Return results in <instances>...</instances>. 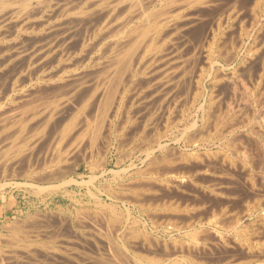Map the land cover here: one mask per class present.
Returning a JSON list of instances; mask_svg holds the SVG:
<instances>
[{"label": "rangeland", "instance_id": "obj_1", "mask_svg": "<svg viewBox=\"0 0 264 264\" xmlns=\"http://www.w3.org/2000/svg\"><path fill=\"white\" fill-rule=\"evenodd\" d=\"M13 1H15V0H13ZM45 1L47 2V4ZM45 1L43 2V5L41 6L42 3H40V5H39L38 1L30 0V2H29L30 6L28 5V7H30V8H28V7L26 9L22 8L24 11L26 10V12H22L23 11L22 9H20L19 11H21V12H19L18 9L21 7L18 5H13L12 7L9 8V9L15 8L14 10H16V16H14L15 19L12 17L13 18L12 20L10 18L9 19L3 18V14H4L5 10H8V8L7 9H1L0 8V12H1L0 13V18H1L0 19V66H1L0 67V73H1L0 74V113L2 112L1 113L2 115L0 114V124L1 123H4V124L8 123V126H11L12 123H15V122H11L12 118L10 116V113L12 114V112H14V111L17 112V110L20 107L23 110L24 105L30 106V104H31L30 102H33L32 104L34 105L35 102L39 103L38 100L42 101L43 98H45V97H47L48 99H51L54 95H55L54 97H58L59 94H60L59 97H61L62 95L63 96L65 95L64 100L68 101L69 98H67V96L69 97V93H70V96L73 93V95H75V97L73 98V95H72L70 97L71 100L69 102H71L72 99H74L73 102H75L74 104H76L78 107L75 106L74 104H71L73 102H71L70 104H67L66 107H64L62 109V111H59V113L56 115L57 116L56 121L54 118H52L54 120L50 119L52 121V123L48 122V121H43V118H37V119L33 120V119L28 117L29 121L26 118L25 119L26 121L24 123H26L29 127L26 125L28 128L27 129L25 124H23L25 126V130L27 131V133L29 135H31V133H32V135H34L36 137L35 141H37V140L38 141L34 142V144H32V142H30V140H26V141H24V143L21 142L23 144H22V148L19 150L20 153L19 152L14 153L15 151H13V150H15V148H17V147H13V149L11 148L12 149L11 154H9L10 153L9 146L12 147L10 144L11 142L9 143V141L12 140L10 137H11V135L14 134V132L12 131L13 134H11V131H7L9 133L6 132L7 133L6 134L5 130L3 128H1V126H0V129L4 130V131H0V249H1L0 250V256H1L0 257V264H98L97 263V261L99 262V260H98L99 256L98 255H100L99 253H102V251H101L102 250L101 248H103L102 246H104L105 243H107V242L109 243L111 241H112V243H109V244H111V246L115 247L116 250H117V248H119L117 251L118 252L120 251V254H121L122 253V251L120 250L121 249V247H120V244H121L120 241L121 240H119V238L116 237L115 235H113L112 233H111L112 235L110 234L111 231H110V227L108 225L109 221H110L109 218L113 217L112 213L109 212V208L105 207L106 209H104V207L100 206L97 202V200H98V201H100L99 203H103V202L106 204H109V203L113 204L114 203V205L117 206L118 211L122 212L121 221L124 220L125 219V213L123 210L122 203L119 200L112 199L113 197H111V196L109 197V194L111 193L112 190L114 192L113 196H115V197L118 196L121 199H125V200L130 199L131 201L128 204H132L134 202V201H132L133 198L136 201H139V202L142 201L144 204L143 205L141 202V204L143 205V209H141L140 206L138 207V205L137 206L136 205L131 206V205L127 204V206H129L130 211H131L130 212L131 213L130 214L131 220L137 222V225L140 226L139 228L142 230V232L144 234L142 232L136 234L135 237L137 236L136 238L138 240H136L135 237H133V239H131L132 242L129 241L130 233H129V235L127 234L128 238H129V239H127V242L129 241L127 244L129 245L128 249L130 248V250L127 253V255L124 253L121 254L122 256L125 255V259H124V257L123 258L121 257L122 261L125 260V262L123 261L124 263L137 264L136 259L135 258L133 259L132 253H136V254L138 253L140 256H145L147 258H150V257L156 258L157 257V259H160L161 262L164 264H170V263L171 264H173V263L174 264H180V263H176V262L172 263V261L173 260L179 261L184 257L187 258L188 254H191V252H192V254L189 255L188 258L190 259L192 257V259H196V260L198 259L201 264H221L222 262H223V264H227V262L229 260H230V263H228V264H232V263L236 264L237 262L239 263V262L245 261V259H246V261L247 260L250 261L249 264H264V257H263L264 256L263 255L264 254V250H263L264 249V240H263L264 239V231L261 228L258 230L257 226L259 227L260 224H259V222H256L258 220L260 210L259 209L254 210L252 208V207L256 208V205H258L259 202H260V205L261 204L264 205V202H263L264 201V198H263V196H264V190H263L264 189L263 188L264 187V184H263L264 183V177H263V175H264V160L259 161L257 158H254L253 161H249L250 163L247 162L246 164L245 163L243 164L239 160H237V158L235 156H232L233 159L231 160L232 161V163H231L232 167H231L230 163L222 164L221 161L218 159L220 155H217V154H221L220 151L225 149L223 151V153L229 154L230 153L229 151L231 150L229 148H227V149L223 148L224 147L222 145L223 143L221 144L220 142L216 143L213 141H206L205 143H203L201 145H200V143H197L199 146H197L196 143L195 144L193 143V145L191 143V145H190L189 143H190L191 138H189V137L191 134L186 133L185 128H187L189 122H191L193 119H196V116H194L195 115L194 112L192 111V114L190 116H189V114H185L181 120L180 117L178 118V116L180 115V112H178L180 110V108L178 107L179 108V110H178L177 107H174L172 105L171 106L172 109H171V113H170L171 117L170 116L168 117L171 119L166 120V119H164L166 117L162 116L160 104H158V103H160V99H159L160 95L158 94V93H160V91L157 90V88H158L157 82L160 79V74H158L157 72L160 71V73H161V70L164 67V64H163L164 62H162L161 60H159V61L155 60L156 62L158 61L157 63L155 61L154 62L158 65H160L159 62H161V64H163V65H160V67L162 69L158 65H155V63L153 61L148 62V66L150 65L149 66L150 68H148V66L146 65V67L148 69L144 66L145 63L142 64V66L138 67V68H140L141 72L137 71L138 68L136 69V72H137L136 77H134L133 80L129 83V91L131 89H133V90L128 92L129 98L127 96V98H126L127 100H125L127 103L125 101H124L125 103L123 102L125 104V106H124V104H122L123 107H122L121 111L123 109H124V111L120 112V114H117L115 118L114 117L110 118L111 121H109L110 124H109V129H108L110 132H107L108 127L106 125L108 123L103 124L104 116L97 112L96 104L91 105L93 100L92 101L89 100L88 105L84 106L86 108L88 107V109L84 108L83 109L84 111H82V107H83V104L85 102V99L89 96V93L91 91L90 86L92 85V81L94 80L93 78L97 77V73H95V72H98L99 69H100L99 72L103 71L102 68H104V66L106 67V64L109 65L110 59H111V57H113V56H111L113 54H111L112 48H110V47L114 43H116L118 40L116 38V40H117L116 41L114 39L115 38L114 36H113L114 38L112 37L113 38V40H112V38H111L112 32H114L115 29L118 30L117 32L121 33L122 36L125 35L124 36L125 38L122 37L123 38L122 40L125 39L124 41H127L129 39V33H128L129 31L128 30H130L132 27H134V25L136 27V25L140 24L139 23L140 21L138 19L135 20L136 17H133L130 20L129 26H128V24H125V26H127V28L125 26L120 27L121 24L118 25V22L115 21L116 19H114V17L116 18V15L120 14V10L125 8L124 5H126V4H122V2L126 3L129 0L128 1L127 0H125V1L119 0L120 2L118 0H114V4H115V1H116V4H117V1H118V3H121V4H120V7H119L118 12H117L118 14L113 13L114 14V16H113L111 13V15L113 17L111 18V16H109L110 19H108L109 17L107 18V16L110 15L109 14L110 12H108L107 10H109V8H111V7H109V5L110 4L112 5L113 0H110V1L107 0L108 2L105 0L106 1L105 3H107V4L112 1L108 5L103 3V0H102V2L100 0L99 1L98 0H85V1L84 0H64L65 3L67 2V4H66L67 6L64 4V6L67 7V8H65V10H64V8H61V6H63L62 3H64L63 0L62 1L61 0H45ZM68 1H69V4H68ZM147 1L148 0H146V1L143 0V2H147ZM150 1H153V0H150ZM155 1L158 3H156ZM159 1H161V2L159 3ZM164 1L166 2L167 0H158V1L154 0L153 2H150V5H151V7L154 6L155 9H158L159 5L161 3H163ZM233 2H236V3H234V6H236L237 8L236 7L235 8L239 9V10L240 9L244 10L243 12L245 14V13H247L246 7H247V5H249V3L252 2V0L251 1L250 0H248V1L247 0H232V1L231 0H220L218 2V6L215 9V11H217V12L223 11L226 9V7H229L230 5H232ZM93 3L95 4V6ZM101 3H103V4H101ZM261 3L264 4V2H261ZM127 4H129V2ZM69 5H70V7H68ZM89 5H91V6H89ZM103 5H104L103 8L106 11L104 9H102ZM71 6H73V7H71ZM93 6L96 8V10H95V8H93ZM96 6L97 7L99 6L100 9L98 10V8ZM106 6L108 7V9L105 8ZM121 6L122 7L124 6V8H122ZM240 6H242V7H240ZM84 7H85V9H83ZM33 8L37 9V10L34 11ZM262 8H264L263 5H262ZM74 9L76 12H74ZM3 10H4V12H2ZM79 10H81L82 12ZM97 10L100 14L97 12ZM100 10H104V11L100 12ZM29 11H30V13H28ZM121 11H123V10H121ZM17 12H19V13H17ZM104 12H106V14H104ZM217 12L207 13L208 15H206V18H210V15L213 16L214 13H217ZM259 12H260L259 16L261 15L260 17L264 20V14L261 13V11H259ZM20 13H23V14L21 15ZM17 14H18V17H17ZM37 14H38V16H37ZM85 15H86V17H85ZM55 16H57V17H55ZM67 16H68V18H67ZM18 18H21V19L18 20ZM41 18H43V19H41ZM58 18H59V20H58ZM98 20H100V21H98ZM104 20H107V21H105L106 23H104ZM108 20L113 22V24L110 23V21H108ZM39 21H41V22H39ZM136 21H137V23H136ZM114 22H115V24L117 23V25L120 28L118 26H116L118 28L117 29L114 26ZM141 22L143 24V20ZM107 23L112 24L114 27H112V25H109ZM97 25H99V26H97ZM102 25L103 26L106 25V26L103 27ZM108 25H109L110 30H111V27L113 28L109 32H107ZM34 26L37 28L39 27V28L37 29ZM40 26H42V27H40ZM139 26H141V25H139ZM45 27H47L46 30H45ZM97 27L99 29L101 27L102 28L99 31V29ZM22 28L24 31L22 30ZM26 28L27 29L29 28V30H27ZM94 28L97 29L96 32H95ZM48 29H51L52 31L49 30V32H48L47 31ZM69 29H70V31H69ZM32 30H33V32H32ZM104 30H105V34H103ZM123 30H124V32H123ZM199 30L200 29H195L193 31H190V33L188 32V36H187L188 42H190V41L192 42L193 38L195 39L196 35H199ZM117 32L115 33V35L117 34ZM27 34L29 35V37ZM39 34L41 36H39ZM106 34H108V35L111 34V35L106 36ZM91 35H93L95 37H97L98 35H101V37L99 36L98 38H96L97 39L96 40ZM113 35H114V33H113ZM55 36L56 37L58 36L57 37L58 39H62L61 36L66 38V39L63 38V40H62V41H65V43L64 42L61 43L62 41L58 40ZM71 36L73 37L72 39H71ZM87 36H88V38H87ZM102 36L104 39H100V38H102ZM53 37H55V38L53 39ZM52 39L55 42H53ZM42 40L44 41V43ZM59 41H60V44H59ZM67 41H68V43H66ZM32 42H34L36 45H34V43H32ZM51 42L56 44L57 48H55L54 47L55 45L53 43L51 44ZM110 42H112V43H110ZM37 44H38V48H37ZM45 44H47L46 48L49 47L50 49H51V47L48 46V44H50L51 46L53 45V47H52L53 49H51V50L57 49V51H60V50H58V48L61 49L62 47H64V46L61 47V45L65 44V47L67 49H64L65 48L64 47L63 50H61V53L63 52L62 55L60 53L57 54V56L59 55V57H61V58L63 57L62 59L60 58L61 62L59 61V57H52V58H50V62L53 59H55L54 61L56 63L55 66L54 65L52 66L51 64L52 63L54 64V61H52L51 63L49 61H47V62H45L46 64L44 65L43 64L44 62H42V64H41L40 62L38 63L37 59H35V60H33L35 62L34 66H37V64H38V66H37L38 68L37 67H35L33 69H31L32 67L28 68L27 67L28 62H26V61H29V58L31 57L32 53L35 50H36V52L37 51L39 52L40 49L43 47L45 50L46 49L44 46ZM57 44H59V45H57ZM80 44H82V46ZM102 45L105 47L102 48ZM107 45L109 46V49L105 51L104 49H106ZM186 45L187 46L184 47L181 54L184 55L183 58H185V60L186 59L189 60L190 55H189V57L186 56L187 58L185 57V55H187V53H189V52L191 53V47H190V43H186ZM87 46H89V48ZM91 46L93 49L90 48ZM114 46H115V44L113 45V47ZM13 47H15V48H13ZM39 47H40V49H39ZM77 47H79L80 50L87 47L84 50H82L83 52H85L83 55H85L86 57L81 54L80 50H77ZM177 47H178L177 40L175 41V39H173L171 46L168 47V49H170L168 51H172V52L168 53L170 55L166 56V58H168L169 60L167 59L166 63H165L169 68H170V66H172V67L174 66L175 60H173V59H175V57H176L174 55L175 54L174 52H175ZM97 48L101 52L98 51ZM48 49H46V50H48ZM29 50H30V53H29ZM31 50H33V51H31ZM41 50H43V49H41ZM75 50L77 52H75ZM243 50L240 51L239 57L243 56ZM102 51L104 54L102 56L104 58L101 56ZM185 51H187V53ZM17 52L18 53L20 52V55H24L25 56V57L23 56L24 59L22 58V56H19L17 59V56L19 55ZM24 52H26V53H24ZM36 52H35V54H36ZM67 53H69V54H67ZM105 53L107 55H105ZM63 54H64V56H63ZM172 54L174 55L173 57H171ZM15 55H17L16 59H15ZM66 55H68V56H66ZM71 55H72V57H71ZM90 55L95 59H93V58L91 59ZM99 56L102 58H99ZM107 56L110 57V59L108 57L109 62L104 61L107 59ZM8 57H11V58H8ZM3 58H5V60ZM19 58H22L23 60L19 59ZM11 59L14 62L13 61L11 62ZM56 59H58V60H56ZM156 59H158V57ZM3 60H4V62H3ZM66 60H67V62H65ZM88 60L89 61L92 60L94 64L91 63L92 61L89 62ZM170 60L174 63H172ZM22 61L24 62V64ZM69 61H72L73 64L76 61L75 65L76 64L80 65L82 63L83 66L80 65V67H79V65H78L79 68L77 66H75L76 68L72 69V67L74 65L72 63H70ZM87 61H88V63H87ZM8 62H9V64H8ZM20 62H21V64H20ZM99 62H101V63H99ZM1 63H4V64H1ZM5 63H6V65H5ZM65 63L66 64L69 63L70 66L66 65ZM170 63H171V65H170ZM71 64H72V66H71ZM92 64L94 66L97 65V67H95V69L94 68L92 69V67H93ZM100 64H102V65H100ZM146 64H147V62H146ZM235 64H236V62L233 63V65L231 67H229V70H231L234 66L237 65V64L236 65ZM7 65H8V67H5ZM21 65L22 66L25 65L26 67L23 68L24 67L23 66L22 67L23 69L19 68V67H21ZM42 65H44V66L49 65V66H52V68L49 66H48L49 68H46L47 66L43 67ZM59 65H61V66H59ZM41 66H42V68H41ZM64 66L68 69L66 70V68ZM81 66L83 68L85 67L86 69L85 68L83 69ZM100 66H103V67H100ZM157 67H159V68H157ZM36 68H37V70H36ZM43 68L46 70H44ZM96 68L98 71L96 70ZM141 68H142V70H141ZM75 69L77 72H75ZM144 69L148 73H146L144 71ZM240 69H239L240 70L239 72L241 74L244 71V69L243 68H240ZM21 70H22V74L19 73ZM28 70L29 71L31 70L29 72L30 74L28 73ZM73 72L75 75L73 74ZM91 72L94 74H92ZM56 73L58 75L60 74L61 76L65 75L66 78L63 76V78H64L63 79L60 75L57 76ZM142 73H143V75H142ZM51 74H53V75H51ZM85 74L87 76H85ZM90 74L93 76L95 75V76L94 77L92 76L91 78H89L91 76ZM154 74H156V75L158 74L157 77ZM29 75L31 76V78ZM38 75H39V77H38ZM48 75H50V77L51 76H54V77L50 78ZM69 75H70V77L71 76L72 77L71 78L69 77V79H67ZM140 75H142V76H140ZM73 77H75V78H73ZM77 77H79L81 79H79V81H78ZM17 78H19V79H17ZM44 78L46 80H44ZM49 78H50V80H49ZM58 78H60V79H58ZM140 78H142V79H140ZM155 78H156V80H155ZM65 79L70 82V85H69V82L67 83V81ZM17 80L19 81L18 85H20V87L16 84L18 82ZM59 80H60V82H59ZM72 80L76 81L77 85H75L74 82L72 83ZM83 80H85V81L81 82ZM51 81H53V82H51ZM87 81H90L91 83L87 82ZM149 82L153 86H151L149 84ZM155 82H156V84H154ZM78 83H81V85H83V87L82 86L80 87V84H78ZM88 83H89V86H86V84L88 85ZM146 83L148 86H150L149 88L147 87ZM59 84L60 85L62 84L63 86L66 85V86H64V87L61 86V87H63V89H62L61 87H59L60 86ZM53 85L54 86L56 85V86L54 87ZM143 85L146 87H144ZM78 86L80 87V89ZM154 86H157L156 89L153 88ZM73 87H75V88H73ZM60 88H61V90H60ZM64 88H66V90ZM70 88H72V89H70ZM88 88H90V89H88ZM150 88H151V90H150ZM152 88L154 89L153 91H152ZM67 89H69V90L67 91ZM74 89H75L76 93H79L78 91H80L81 96H80V94H78V96H77V94H74ZM77 89H79V90H77ZM146 89H149L150 91H148ZM221 89L222 88L220 87V90ZM241 89L242 88H240L239 92H237L235 94V96L232 98L234 103L235 102L240 103L241 102V101L239 102L240 98H242V96L246 95V94H244L245 93L244 90L242 89L243 90L242 91ZM64 90H65V92L63 93L62 91H64ZM156 90L159 92H157ZM60 91L62 93H60ZM66 92H68V95ZM86 92H87V95H86ZM149 92H151V93H149ZM261 92L262 93L260 94V93H258V91H256L255 93L252 94V99H253L252 102L254 104L253 103L251 104L252 109H249L248 111H246L247 112L246 115H248L249 118H251L250 115H252L251 119H252L253 124L251 123L250 127L252 128L253 131L257 132L259 134V136H261V137H259V140L264 142V138H263L264 132L262 133V130H261L262 128L259 127L258 120L256 119L257 116L255 115V114L264 112V93H263L264 91H261ZM56 93H59V94L56 95ZM155 93H156V95H155ZM151 94H152V96H150ZM48 95L49 96L51 95L50 98ZM82 95H85L86 98H85V96L82 97ZM153 96L155 97V99ZM156 96L158 98H156ZM246 96H245V98H246ZM262 96H263V98H262ZM40 97L42 98V100ZM28 98L30 101L28 100ZM35 98H36V100H35ZM47 98H45V99H47ZM61 98H63V97H61ZM65 98H67V99H65ZM79 98H81V99H79ZM150 98H152V99H150ZM245 98L243 97V100ZM82 99L84 100V102L82 101ZM254 100H255V102H254ZM35 105H37V104H35ZM69 105H70L71 109H70ZM80 106H81V108H80ZM173 107H174V109H173ZM254 107H256V109ZM78 108H79V110H78ZM73 109L74 110L76 109L78 112L76 110L74 111ZM63 110H65L64 111V112H66L65 114H64ZM70 110H73V113L76 112V113H74L75 115L73 113H72L73 116L69 115L72 112ZM94 110H95V112H94ZM253 110L255 112H253ZM18 111H20V110H18ZM251 111L253 112V114H250V113H252ZM80 112L83 115L82 114L80 115ZM90 112H93V113H90ZM61 113L64 115L62 116ZM67 113H69V114H67ZM149 113H150V115H149ZM60 114L63 118L60 116ZM8 115L10 116L11 119L9 118ZM79 115L81 116V118ZM86 115L88 117H86ZM71 116L73 118H71ZM82 116L88 120H96V119L100 120V117L102 118V120H100L101 121L100 132L101 133L104 132V133L103 134L100 133V135H101L99 137L100 139L97 140V144H99V145H95V147L90 146L89 142H88V138L84 139L83 143H82V147L80 146L79 149H76L75 150L76 152L73 151V154H72V152H70V153H68V156H67V154L65 156L64 155L62 156V157H64V160L67 159L66 160L67 162L63 161V158H62L60 163L57 164L59 166V167H56L57 172H58V170H61L63 172V174L62 173L58 174L59 176H57V177H55V175H50L49 172L53 173L56 171V170H53L54 167L56 166L53 163L55 155H54V157L52 156L53 155L52 154L53 148H54L53 145L55 143V141L52 140V138L54 137L53 135H55V137H56V135H58V133H60L59 131L63 128L62 124H65L66 122L64 123V121H66L67 119H68V121L72 120V119L77 120L76 117H78L79 118L78 121L75 120L78 123L79 120L83 118ZM160 117H161V119H160ZM248 117H246V118H248ZM254 117H255V119H253ZM92 118H94V119H92ZM184 118L186 121L184 120ZM39 119H41L42 121L40 122ZM147 119H148V121H147ZM150 119L152 120V122ZM8 121H10L11 125H9ZM45 122L48 124H46ZM172 122H174V123H172ZM43 123L46 125H44ZM55 123H56V125L61 123V125L56 127ZM142 123H143V125H142ZM256 123H257V125H256ZM144 125L146 126L145 127L146 131H144L143 130L144 128H142ZM12 126H11L10 130L15 129V128L13 129ZM15 127H16V125H15ZM58 127L59 128L61 127L60 130ZM160 129H162V130H160ZM182 130H183V132H182ZM34 131H36V134ZM139 131H141V132H139ZM163 131H165V133H163ZM113 132H115V133H113ZM246 132H248V131H246ZM109 133H111L112 139L108 135ZM155 133H157L158 135L157 134L156 135L160 136V138L159 137L157 138V136H155L157 139L154 138L153 134H155ZM8 134H9V136H10L9 138L11 140H9L8 136L5 138V136ZM26 136H27V134H26ZM39 137H40V139H39ZM102 137H103V140H102ZM4 138L7 139L8 141L5 140ZM139 138H141V139H139ZM234 139H232L233 141L231 142V144L235 145V148L239 150V148L241 147V146L239 147L240 143L238 144V142ZM85 140H86V142H88V144L85 142ZM155 141H159L160 144H162V146L164 147V149L159 151L157 149V146L154 144ZM85 143L87 146H89V149H87V146L85 145ZM83 145H85V146H83ZM32 146H34V147L32 148ZM191 146H194V147H191ZM193 148L195 150H193ZM27 149H29V150H27ZM150 149H155V150L154 151L152 150L153 152H152V154L149 155L150 157L148 156L149 157L148 158V157H146V152H149ZM174 149H175V151H173ZM226 150L228 151V153ZM27 151H29V154ZM207 151H209V152L212 151L211 152L212 154H210V153L208 154ZM194 152L196 153V155H194ZM198 152H199L200 156L206 152L207 153L202 155L199 158V156L196 157ZM200 152H202V154ZM213 152H214V155H213ZM18 153H19V155H18ZM22 153L24 155H22ZM4 154L6 157L4 156ZM192 154H193V156H192ZM10 155L11 156L15 155L16 156L15 159H14V157H12L13 159L10 158L11 157ZM164 156H165L166 160L163 159ZM160 159H163V161L165 160V162H163L164 164H161L162 160H160ZM181 159H183L184 162ZM188 159H190L191 161ZM3 160H4V162H3ZM97 160L98 161L100 160L101 162L100 161L98 162ZM154 161L157 162L156 166L154 165V163H155ZM150 162H152L153 164ZM188 162H189V164H188ZM147 163H149L150 166L147 165ZM166 163H168V164H166ZM234 163L235 164L237 163V164L235 165ZM259 163H263V164L260 165ZM169 164H171V165H169ZM145 166H147L148 168ZM150 167H151V169H153V171H157L159 173L158 174L156 172L157 173V180H155V181H157V183L154 180H153V182H155V183H153L152 179L151 180L147 179L148 178L147 175H142L144 172L150 170L149 169ZM185 167H187V168L184 169ZM51 168H53V169H51ZM144 168L148 169V170L144 171L145 170ZM255 168L256 169L258 168V170L256 171ZM238 169H239V171H238ZM245 169L248 171H246ZM183 170H185V171H183ZM200 170H202V171H200ZM203 170H204V172H203ZM134 171H137L138 173H136ZM142 171H143V173H142ZM207 171H209V172H207ZM45 172H47V173H45ZM42 177L44 179L46 177H48L47 179H49V180L45 179V181H44V179ZM52 177H53V180H52ZM173 177H174V179H173ZM139 178H141V179L139 180ZM90 179H91V181H89ZM135 179H137V180H135ZM145 179H146V181H145ZM182 179L184 180L183 181L184 183L181 181ZM255 179H256V181H255ZM170 181H172V182H170ZM180 181L182 183H180ZM250 182H252V184ZM257 182H259V183H257ZM147 183L149 186L147 185ZM117 185H120L123 187H119ZM175 185H176V187H175ZM38 186L40 188L43 187L44 189L40 191ZM140 186H143V187H140ZM144 186H145V188H144ZM165 186H166V188H165ZM135 187L139 188V189H137L138 191L137 190L136 191L142 194L140 197H139V195H140L139 193H138V196H135V195L133 196V193H134L133 190L135 189ZM130 188H133V190H131ZM147 188H148V190H146ZM200 188H201V190H200ZM107 192H109V193H107ZM202 192L204 194H202ZM221 193H223V194H221ZM216 194H219V195H216ZM215 195L217 197H215ZM259 197H261L260 198L261 200L259 199ZM118 202H120V203H118ZM181 202H182V204L180 205ZM254 202L256 205L254 204ZM152 203H153V206H152ZM154 203L157 205L159 204L158 207H156L157 205H154ZM137 204H138V202H137ZM172 204H175V206ZM194 205L195 206L196 205L197 206L198 205H204L205 209H201V210H203V212H205V213H207V211L209 212L210 210L218 211V210H220L219 208H222V209L224 208V210L226 212H228V211L230 212V213L228 212V215H230L232 213L231 215L233 216V218L240 216L242 218V223L240 225L248 227L247 229H248V232L250 233V234H248V236L250 237V240L252 241L251 242L249 240V244L250 243H251V245L253 244L252 250L253 251L255 250L254 253L251 254L252 252H250V254H251L250 255L248 252V254H247V251H248L247 249H248L249 244H247L245 241L243 243H240L239 241L235 240V238H233V235L231 234V232L228 233V237L229 238L232 237L233 239H229L228 244H227V241L225 244L224 243L221 244V242L219 243L218 239L216 240V237H214L215 234H213V233H216V231L214 230V227H212L210 225L208 226L207 224H206L207 227L205 226V228H208L207 231H209V232H206L205 230L203 232L204 236L207 238V240H205L204 245L205 246L207 245V247H205L204 245H202L203 247L196 245L197 240L195 241L193 239L192 235L190 234L191 228H189L186 225V223H189V220H185V219H187V217H190V216L189 215L184 216L183 214L180 215V213L178 216L176 209H174L176 211V213L173 210V208L178 207V206H179V208H181L180 206H182V209L185 207H186V209H190V207L194 206ZM248 205H250V206H248ZM187 206L189 208H187ZM170 207L172 210L170 209ZM248 207L250 209L249 211L247 209ZM251 209H253V210H251ZM203 212L199 213V215L202 214L201 218H203V215L205 214ZM236 212L239 215H237ZM231 215H230V217L229 216L228 217L232 218ZM256 216H257V218H256ZM177 217H178V219H176ZM179 218L181 221L179 220ZM229 218H228V220L226 219L227 222L230 221ZM131 220H130V222H132ZM254 221H255V224H254ZM130 222H128V224H127L128 225L127 230H129V227L132 226V224ZM204 222H205V220H201L200 222L195 223V225L197 224L196 228L199 229V227L201 225H202V227H204V224H200V223H204ZM15 228H17V229H15ZM177 228H178V230H177ZM255 228H256V230H255ZM107 229H109L110 232ZM143 229H144V231H143ZM105 232L107 234H109L108 235L109 237L114 236L112 238V240L106 239L108 236L106 235ZM205 233H206V235H205ZM208 233H210L211 235ZM104 235L106 238H104ZM198 236L200 238L204 237L201 233ZM101 237H103L104 239L103 238L101 239ZM141 237H144L143 240ZM131 238H132V236H131ZM105 239L108 241H106ZM101 240L102 241L104 240V241L102 242ZM214 240H216V241H214ZM198 241L200 242V240H198ZM235 241H236V243H233ZM101 242L104 244H102ZM177 243L180 245H178ZM184 243H186V244H184ZM133 244L136 246H134ZM145 244H147V245L145 246ZM182 244H184V245H182ZM208 245L210 246V248ZM165 246L167 247V249ZM196 246H198V247L195 248ZM137 247H140V248H137ZM184 247H185V249H184ZM188 247L190 248L191 252L189 251V249H187ZM204 247H205V249H204ZM162 248H165L164 249L165 251ZM173 248H174V250H173ZM198 250H199V252L197 253ZM45 251L46 252L48 251L47 253H49L51 251V254L49 253V255H48L49 257L47 256V253ZM136 251H138V252H136ZM143 251L145 254L143 253ZM174 251L176 253H174ZM29 252H31V255ZM12 253L14 256L12 255ZM54 253H56V254L54 255ZM255 253H257V254H255ZM169 254L170 255L173 254V255L170 256ZM258 254H259V256H258ZM70 255H72V256H70ZM129 255H130V257H129ZM174 255L177 259L175 257L173 258ZM254 255H255V257H254ZM163 256H164V258H163ZM231 256H232V258H231ZM126 257H128V259H126ZM252 257H253V259H252ZM131 258H132V260H131ZM233 258H234V260H233ZM254 258H256V259H254ZM192 259H190V260H192ZM249 259H251V260H249ZM169 260H170V262H169ZM196 260H194V262ZM198 260L195 263H197V262L199 263ZM232 260H233V262H232Z\"/></svg>", "mask_w": 264, "mask_h": 264}, {"label": "bare ground", "instance_id": "obj_2", "mask_svg": "<svg viewBox=\"0 0 264 264\" xmlns=\"http://www.w3.org/2000/svg\"><path fill=\"white\" fill-rule=\"evenodd\" d=\"M36 1H38L39 2V5H40V3H42L41 4V6L43 5V2L45 1V0H36ZM62 1V0H61ZM85 1V0H84ZM99 1V0H98ZM101 2H102V0H100ZM107 1V0H106ZM105 0H103V3H105L106 2ZM110 1V0H109ZM119 1V0H118ZM118 1H117V4H116V1H115V4H114V0H113V3H112V5L110 6L109 5V7H111V8H109V10H107L108 12H110L109 14L110 15H108L107 16V18L109 17V16H111V18L114 16V14H118L117 12H118V9H119V7H120V4L121 3H118ZM122 1V0H121ZM125 1V0H124ZM128 1V0H127ZM146 1V0H145ZM150 0H148L147 2H143V0H129L128 2H129V4H127L128 2H126V3H123L122 2V4H126V5H124L125 6V8H124V6L122 7V8H124V9H121V10H123V11H121L120 10V14H118V15H116V18L114 17V19H116L115 21L116 22H118V25H120V27L121 26H125V24H128V26L130 25V20L133 18V17H136V19L135 20H139L140 22V24H138V25H136V27H135V25H134V27H132L130 30H128L129 32V39L127 40V41H124V40H122L123 38L122 37H124V36H122V34L121 33H118L117 31L118 30H116L115 29V31L114 32H112V36H111V38L113 37L115 40H116V38H117V42L116 43H114L115 44V46L113 47V45L110 47V48H112V53L111 54H113V55H111V56H113V57H111V59H110V57L109 56H107V59L106 60H104V61H108V57H109V59H110V63H109V65L108 64H106L104 61V63L106 64V67L104 66V68H102L103 69V71H101V72H99L100 71V69H99V71L97 70V68H96V70L99 72H95V73H97V77H95V78H93L92 80V85L90 86L91 87V89L90 88H88V89H90L91 91H90V93H89V96L86 98V96L85 95H82V97L83 96H85V102H84V100L82 99V101L84 102V104H83V107H82V111H84L83 109L84 108H86V107H84V106H87L88 105V101L89 100H93V102L91 103V105L92 104H96V106H97V108H96V110H97V112L98 113H100L101 115H103L104 116V119H103V124L104 123H108L106 126L108 127H106L107 128V132H110L108 129H109V124H110V122L109 121H111V119L110 118H115L116 117V115L117 114H120V112H122V111H124V109L121 111V109H122V107H123V105L122 104H124L126 101L125 100H127L126 98H127V96H128V92H130L131 90H133V89H131L130 91H129V83L133 80V78L134 77H136V69L138 68V67H140V66H142V64H144L145 63V67H146V65L148 66V62L150 61H155V60H161L162 62H164L163 64H164V67H163V69L160 67V65H163V64H161V62H159V64L160 65H158V64H156L155 62V65H158L162 70H161V73H160V71H158L157 73L158 74H160V79H159V81L157 82L158 83V88H157V90H159L160 91V93H158L159 95H160V103H158V104H160V108H161V113H162V116L163 117H166V118H164V119H171V118H168L169 116H170V113H171V106L173 105L174 107H179L180 108V110H179V108H178V112H180V115L178 116V118L180 117V119L182 120V118L184 117V115L185 114H189V116L192 114V111L194 112V116H196V119H193L191 122H189V124H188V126H187V128H185L186 129V133H189V134H191L190 135V137L189 138H191L190 139V145H191V143H192V145H193V143L195 144L196 143V145L197 146H199L197 143H200V145L201 144H203V143H205L206 141H213V142H216V143H223L222 145L224 146L223 148H229V149H231L229 152V154H225V153H223V151L225 150H222V151H220L221 152V154H217V155H220L219 156V160L221 161V163L222 164H226V163H230V165H231V163H232V156H235L236 158H237V160H239L241 163H247V162H249V161H253L254 160V158H257L259 161H263L264 160V142L263 141H260L259 140V137H261V136H259V134L257 133V132H255V131H253L252 130V128L250 127V125H251V123H252V115H250V114H253V112H255L254 110L256 109V107H254L255 109L253 110V112L252 113H248L249 115H250V117L251 118H249L248 117V115H246V111H248L249 109H252V107H251V104L253 103L252 102V94L253 93H255L256 91H258V93H262L261 91H264V20L259 16V11H261V13H263L264 14V8H262V5H263V7H264V4H262L261 2H264L263 0H252V2L251 3H249V5H247V7H246V10H247V13H245L244 14V10H239V9H236L237 7L236 6H234V3H236V2H233V4L232 5H230L229 7H226V9L225 10H223V11H221V12H217V11H215V9L217 8V6H218V2L220 1V0H167L166 2L164 1L163 3H161L160 5H159V8L158 9H155L154 8V6H152L151 7V5H150V2H153V1H150ZM158 1V0H157ZM232 1V0H231ZM248 1V0H247ZM251 1V0H250ZM29 2H30V0H15V1H13V0H0V8L1 9H7L8 8V10H5V12H4V10L2 11V12H4V14H3V18H5V19H15V17L14 16H16V10H14V9H9L10 7H12L13 5H18V6H20L21 8H17L18 9V11L20 10V9H26L27 7H28V5H29ZM32 2V1H31ZM46 2V1H45ZM63 2L64 3H62L63 4V6H64V4L66 5L67 4V2L65 3V1L63 0ZM97 2V1H96ZM108 2V1H107ZM112 2V1H111ZM111 2H109V3H111ZM120 2V1H119ZM156 2V1H155ZM161 1H159V3H160ZM75 3V2H74ZM98 3V2H97ZM100 3V2H99ZM103 3H101V4H103ZM108 3V4H109ZM156 3H158V2H156ZM231 3V2H230ZM46 4H47V2H46ZM61 4V5H62ZM68 4H69V1H68ZM89 4V3H88ZM94 4V3H93ZM100 4V5H101ZM106 5H108L107 3H105ZM104 4V5H105ZM153 4V3H152ZM38 5V4H37ZM58 5V4H57ZM104 5L102 6V9H104L103 7H104ZM228 5V4H227ZM30 6V5H29ZM40 6V7H41ZM45 6V5H44ZM61 6V8H64V10H65V8H67L66 6ZM89 6H91V5H89ZM94 6H95V4H94ZM93 6V8H95ZM222 6V5H221ZM243 6V5H242ZM242 6H240V7H242ZM34 7V6H33ZM51 7V6H50ZM49 7V8H50ZM59 7V6H58ZM68 7H70V5L68 6ZM71 7H73V6H71ZM88 7V6H87ZM97 7V6H96ZM236 7V8H235ZM28 8H30V7H28ZM98 8V10L100 9V7L98 6L97 7ZM106 9H108V7L106 6L105 7ZM22 9V10H23ZM34 9V8H33ZM83 9H85V7L83 8ZM35 10H37V9H34V11ZM40 10V9H39ZM62 10V9H61ZM63 10V11H64ZM95 10H96V8H95ZM98 10H97V12H98ZM105 10V9H104ZM104 10H100V12L101 11H104ZM28 11V10H27ZM31 11V10H30ZM30 11L28 12V13H30ZM33 11V12H34ZM41 11V10H40ZM50 11V10H49ZM67 11V10H66ZM79 11H81V10H79ZM93 11V10H92ZM106 11V10H105ZM19 12H21V11H19ZM19 12H17V13H19ZM22 12H26V10L24 11H22ZM62 12V11H61ZM65 12V11H64ZM74 12H76L75 11V9H74ZM82 12V11H81ZM209 12H217V13H214V15L213 16H211L210 15V18H206V15H208L207 13H209ZM1 13V12H0ZM35 13V12H34ZM69 13V12H68ZM89 13V12H88ZM87 13V14H88ZM91 13V12H90ZM95 13V12H94ZM99 13V12H98ZM111 13H112V15H111ZM114 13V14H113ZM21 15L23 14V13H20ZM25 14V13H24ZM61 14V13H60ZM64 14V13H63ZM71 14V13H70ZM75 14V13H74ZM83 14V13H82ZM86 14V15H87ZM100 14V13H99ZM103 14V13H102ZM101 14V15H102ZM104 14H106V12H104ZM108 14V13H107ZM20 15V16H21ZM28 15V14H27ZM35 15V14H34ZM68 15V14H67ZM81 15V14H80ZM86 15H85V17H86ZM96 15V14H95ZM100 15V16H101ZM25 16V15H24ZM30 16V15H29ZM37 16H38V14H37ZM90 16V15H89ZM104 16V15H103ZM106 16V15H105ZM13 17V18H12ZM17 17H18V14H17ZM16 17V18H17ZM27 17V16H26ZM43 17V16H42ZM55 17H57V16H55ZM71 17V16H70ZM80 17V16H79ZM102 17V16H101ZM67 18H68V16H67ZM1 19V18H0ZM19 19H21V18H18V20ZM25 19V18H24ZM23 19V20H24ZM39 19V18H38ZM41 19H43V18H41ZM56 19V18H55ZM70 19V18H69ZM76 19V18H75ZM83 19V18H82ZM99 19V18H98ZM108 19H110V17L108 18ZM10 20V21H11ZM51 20V19H50ZM53 20V19H52ZM58 20H59V18H58ZM66 20V19H65ZM92 20V19H91ZM103 20V19H102ZM112 20V19H111ZM143 20V24H142V21ZM14 21V20H13ZM21 21V20H20ZM98 21H100V20H98ZM105 21H107V20H104V23H106ZM108 21H110V20H108ZM114 21V20H113ZM133 21V20H132ZM131 21V22H132ZM26 22V21H25ZM39 22H41V21H39ZM67 22V21H66ZM65 22V23H66ZM81 22V21H80ZM87 22V21H86ZM102 22V21H101ZM100 22V23H101ZM21 23V22H20ZM30 23V22H29ZM34 23V22H33ZM37 23V22H36ZM43 23V22H42ZM41 23V24H42ZM103 23V22H102ZM110 23H112L113 24V22H111L110 21ZM110 23H107V24H109V25H112V24H110ZM136 23H137V21H136ZM28 24V23H27ZM97 24V23H96ZM95 24V25H96ZM99 24V23H98ZM43 25V24H42ZM47 25V24H46ZM69 25V24H68ZM101 25V24H100ZM109 25H108V29H109ZM117 25V23L115 24V22H114V26L116 27V26H118ZM139 25H141V26H139ZM19 26V25H18ZM51 26V25H50ZM62 26V25H61ZM60 26V27H61ZM97 26H99V25H97ZM103 26V25H102ZM104 26H106V25H104ZM103 26V27H104ZM113 25H112V27H114ZM133 26V25H132ZM14 27V26H13ZM23 27V26H22ZM26 27V26H25ZM28 27V26H27ZM32 27V26H31ZM35 27V26H34ZM40 27H42V26H40ZM94 27V26H93ZM111 27V30L113 29ZM119 27V26H118ZM119 27V28H120ZM126 28H127V26H125ZM5 28V27H4ZM30 28V27H29ZM29 28L27 29V30H29ZM35 28H37V27H35ZM39 28V27H38ZM37 28V29H38ZM46 28L47 27H45V30H46ZM49 28V27H48ZM77 28V27H76ZM98 28V27H97ZM102 28V27H101ZM100 28V29H101ZM106 28V27H105ZM117 28V27H116ZM31 29V28H30ZM36 29V30H37ZM95 29V28H94ZM99 29V28H98ZM100 29H99V31H100ZM107 29V32H109V31H111L110 29L108 30ZM118 29V28H117ZM122 29V28H121ZM195 29H200L199 30V35H196V37H195V39L193 38V41L191 42H188V39H187V36H188V32L190 33V31H193V30H195ZM16 30V29H15ZM22 30H23V28H22ZM49 30H51V29H48L47 31L49 32ZM96 30L97 29H95V32H96ZM106 30V29H105ZM105 30H104V33L103 34H105ZM120 30V29H119ZM24 31V30H23ZM43 31V30H42ZM46 31V32H47ZM52 31V30H51ZM69 31H70V29H69ZM121 31V30H120ZM32 32H33V30H32ZM86 32V31H85ZM93 32V31H92ZM100 32V33H101ZM117 32V34L115 35V33ZM123 32H124V30H123ZM126 32V31H125ZM42 33V32H41ZM113 33H114V35H113ZM69 34V33H68ZM92 34V33H91ZM99 34V33H98ZM124 34V33H123ZM25 35V34H24ZM28 35V34H27ZM37 35V34H36ZM57 35V34H56ZM59 35V34H58ZM94 35V34H93ZM93 35H91V36H93ZM102 35V34H101ZM101 35H98L97 37H95V36H93L95 39L96 38H98L99 36L101 37ZM108 34H106V36H107ZM109 35H111V34H109ZM108 35V36H109ZM127 35V34H126ZM39 36H41L40 34H39ZM65 36V35H64ZM28 37H29V35H28ZM37 37V36H36ZM56 37V36H55ZM55 37H53V39L55 38ZM58 37V36H57ZM56 37V38H57ZM62 37V39H58V40H63V36H61ZM77 37V36H76ZM105 37V36H104ZM73 37L71 36V39H72ZM87 38H88V36H87ZM92 38V37H91ZM113 38H112V40H113ZM125 38V37H124ZM128 38V37H127ZM126 38V39H127ZM25 39V38H24ZM45 39V38H44ZM52 39V40H53ZM64 39H66V38H64ZM85 39V38H84ZM94 39V40H95ZM100 39H104L103 38V36H102V38H100ZM110 39V38H109ZM173 39H175V41L177 40V43H178V47L176 48V50H175V59H173V60H175V63L174 62H172L171 60V62L172 63H174V66L172 67V66H170V68L165 64L166 63V60L168 59V58H166V56L167 55H170V54H168V53H170V52H172V51H168V50H170V49H168V47H170L171 46V44H172V40ZM20 40V39H19ZM26 40V39H25ZM68 40V39H67ZM97 40V39H96ZM99 40V39H98ZM43 41V40H42ZM70 41V40H69ZM81 41V40H80ZM86 41V40H85ZM89 41V40H88ZM107 41V40H106ZM105 41V42H106ZM13 42V41H12ZM15 42V41H14ZM53 42H55L54 40H53ZM53 42H51V44L53 43ZM65 43V41H62L61 43ZM71 42V41H70ZM104 42V43H105ZM11 43V42H10ZM29 43V42H28ZM32 43H34V42H32ZM43 43H44V41H43ZM57 43V42H56ZM66 43H68V41L66 42ZM110 43H112V42H110ZM186 43H190V47H191V53L189 54V53H187V51H185L186 53H187V55H185V57L186 56H188L189 57V55H190V57H189V60L188 59H186L185 60V58H183L184 57V55L183 54H181L182 53V51H183V49H184V47L185 46H187L186 45ZM6 44V43H5ZM40 44V43H39ZM54 44V43H53ZM59 44H60V41H59ZM59 44H57V45H59ZM108 44V43H107ZM33 45V44H32ZM34 45H36L35 43H34ZM46 45L47 44H45L44 46H45V48H46ZM55 46V48H57L56 47V44H54ZM76 45V44H75ZM81 46H82V44H80ZM84 45V44H83ZM90 45V44H89ZM40 46V45H39ZM48 46H50L51 47V49H53L52 47H53V45L51 46L50 44H48ZM62 46H64L65 47V44H62L61 45V47ZM100 46V45H99ZM175 46V45H174ZM6 47V46H5ZM33 47V46H32ZM43 47V46H42ZM60 47V46H59ZM64 47H62L61 49L60 48H58V50H60V51H57V49L55 50H51L49 47V49L48 48H46V49H48V50H44V47L43 48H41V49H43V50H41L40 49V47H39V49H40V51L38 52H36V50L32 53V55H31V57L29 58L28 56V58H29V61H26V62H28V64H27V67L28 68H30V67H32L31 69H33V68H35V67H37L38 66V64H37V66H34V64H35V62L33 61V60H35V59H37V61H38V63L40 62L41 64H42V62H44L43 64L45 65L46 63L45 62H47V61H49L50 62V58H52V57H59V55L57 56V54H61L62 55V53H61V50H63V48ZM88 48H89V46H87ZM87 47H85V48H87ZM98 47V46H97ZM103 47H105V46H103L102 45V48ZM13 48H15V47H13ZM37 48H38V44H37ZM83 48V47H82ZM84 48V49H85ZM90 48H92V46L90 47ZM95 48V47H94ZM99 48V47H98ZM97 48V50L98 51H100L99 49ZM101 48V49H102ZM25 49V48H24ZM64 49H67L66 47L64 48ZM71 49V48H70ZM84 49H82V50H84ZM93 49V48H92ZM109 49V46L107 45V47H106V49H104L105 51L106 50H108ZM186 49V48H185ZM244 49V50H243ZM73 50V49H72ZM77 50H80L79 49V47H77ZM82 50H80L81 51V54L83 55L85 52H83ZM103 50V49H102ZM111 50V49H110ZM109 50V51H110ZM241 50H243V56L241 57H239V53H240V51ZM16 51V50H15ZM27 51V50H26ZM31 51H33V50H31ZM65 51V50H64ZM3 52V51H2ZM7 52V51H6ZM12 52V51H11ZM22 52V51H21ZM35 52H36V54H35ZM58 52V53H57ZM66 52V51H65ZM75 52H77L76 50H75ZM101 52V51H100ZM18 53V52H17ZM23 53V52H22ZM24 53H26V52H24ZM29 53H30V50H29ZM107 53V52H106ZM105 53V55H107ZM109 53V52H108ZM8 54V53H7ZM19 55L17 56V55H15V59H16V56H17V59H18V57L19 56H22V58H23V56L24 55H20V52L18 53ZM67 54H69V53H67ZM88 54V53H87ZM172 54V56L171 57H173L174 55ZM4 55V54H3ZM77 55V54H76ZM75 55V56H76ZM89 55V54H88ZM100 55V54H99ZM102 55H104L103 54V51H102V54H101V56ZM110 55V54H109ZM9 56V55H8ZM63 56H64V54H63ZM66 56H68V55H66ZM80 56V55H79ZM83 56H85V55H83ZM98 56V55H97ZM4 57V56H3ZM25 57V56H24ZM26 57V58H27ZM71 57H72V55H71ZM86 57V56H85ZM90 57H91V59L93 58L91 55H90ZM103 57V56H102ZM102 57H100L99 56V58H102ZM158 57V59H156ZM169 57V56H168ZM170 57V58H171ZM2 58V57H1ZM8 58H11V57H8ZM22 58H19V59H22ZM60 58L61 57H59V61H60ZM63 58V57H62ZM61 58V59H62ZM77 58V57H76ZM88 58V57H87ZM97 58V57H96ZM98 58V59H99ZM104 58V57H103ZM187 58V57H186ZM4 60H5V58H3ZM24 59V58H23ZM22 59V60H23ZM67 59V58H66ZM71 59V58H70ZM82 59V58H81ZM80 59V60H81ZM85 59V58H84ZM93 59H95V58H93ZM4 60H3V62H4ZM55 59H53L52 61H54ZM56 60H58V59H56ZM69 60V59H68ZM79 60V59H78ZM86 60V59H85ZM102 60V59H101ZM169 60V59H168ZM9 61V60H8ZM13 60L11 59V62H12ZM17 61V60H16ZM21 61V60H20ZM51 61V62H52ZM89 61V60H88ZM88 61H87V63H88ZM90 61H92V60H90ZM89 61V62H90ZM99 61V60H98ZM6 62V61H5ZM14 62V61H13ZM23 62V61H22ZM50 62V63H51ZM61 62V61H60ZM65 62H67V60L65 61ZM70 63H72L73 64V62L72 61H69ZM76 62V61H75ZM75 62H74V66L72 67V69L73 68H76L75 66H77L78 67V65L76 64L75 65ZM109 62V61H108ZM146 62H147V64H146ZM236 62V66H234L231 70H229V67H231L232 65H233V63H235ZM64 63V62H63ZM91 63H93V61L91 62ZM99 63H101V62H99ZM1 64H4V63H1ZM8 64H9V62H8ZM16 64V63H15ZM20 64H21V62H20ZM23 64H24V62H23ZM55 61H54V64L52 63L51 65L53 66H55ZM66 64V63H65ZM72 64H71V66H72ZM94 64V63H93ZM92 64V65H93ZM96 64V63H95ZM98 64V63H97ZM5 65H6V63H5ZM40 65V64H39ZM44 65H42L43 67H46V66H44ZM62 65V64H61ZM61 65H59V66H61ZM66 65H69V63H67ZM65 65V66H66ZM80 65H82V63L80 64ZM80 65H79V67H80ZM100 65H102V64H100ZM108 65V66H107ZM152 65V64H151ZM154 65V64H153ZM170 65H171V63H170ZM173 65V64H172ZM4 66V65H3ZM12 66V65H11ZM16 66V65H15ZM24 66V67H23ZM21 65V67H19V68H25L26 66L25 65ZM42 66H41V68H42ZM49 66V65H48ZM46 67V68H49V67H51L52 68V66H49V67ZM58 66V65H57ZM64 66V67H65ZM70 66V65H69ZM83 66V65H82ZM81 66V67H82ZM85 66V65H84ZM103 66H100V67H103ZM150 66V65H149ZM148 66V68H150ZM1 67V66H0ZM5 67H8V65L7 66H5ZM17 67V66H16ZM40 67V66H39ZM78 67V68H79ZM91 67V66H90ZM95 67H97V65H93V67H92V69L94 68L95 69ZM159 67H157V68H159ZM3 68V67H2ZM22 68V69H23ZM38 68V67H37ZM37 68H36V70H37ZM66 68V67H65ZM83 68V67H82ZM85 68V67H84ZM83 68V69H84ZM144 68V67H143ZM147 68V67H146ZM147 68V69H148ZM240 68H243L244 69V71L240 74ZM44 69V68H43ZM42 69V70H43ZM68 68H66V70H67ZM71 69V70H72ZM86 69V68H85ZM139 69V70H138ZM137 69V71H140V68H138ZM240 69V70H239ZM242 69V70H243ZM8 70V69H7ZM20 70V69H19ZM27 70V69H26ZM25 70V71H26ZM39 70V69H38ZM44 70H46V69H44ZM62 70V69H61ZM60 70V71H61ZM64 70V69H63ZM78 70V69H77ZM90 70V69H89ZM141 70H142V68H141ZM159 70V69H158ZM31 71V70H30ZM29 70H28V73L30 72ZM40 71V70H39ZM50 71V70H49ZM91 71V70H90ZM89 71V72H90ZM144 71H145V69H144ZM152 71V70H151ZM19 72V71H18ZM17 72V73H18ZM33 72V71H32ZM38 72V71H37ZM43 72V71H42ZM46 72V71H45ZM48 72V71H47ZM69 72V71H68ZM75 72H77L76 71V69H75ZM83 72V71H82ZM94 72V71H93ZM141 72V71H140ZM146 72V71H145ZM239 72V73H238ZM15 73V72H14ZM19 73H21L22 74V70L19 72ZM26 73V72H25ZM36 73V72H35ZM34 73V74H35ZM40 73V72H39ZM61 73V72H60ZM70 73V72H69ZM72 73V72H71ZM92 73V72H91ZM146 73H148V72H146ZM1 74V73H0ZM24 74V73H23ZM30 74V73H29ZM33 74V75H34ZM41 74V73H40ZM43 74V73H42ZM48 74V73H47ZM55 74V73H54ZM57 74V73H56ZM73 74H74V72H73ZM92 74H94V73H92ZM99 74V75H98ZM152 74V73H151ZM157 74V75H158ZM37 75V74H36ZM51 75H53V74H51ZM60 75V74H59ZM58 74H57V76H59ZM71 75V74H70ZM70 75L68 76V78L67 79H69V77H70ZM75 75V74H74ZM82 75V74H81ZM80 75V76H81ZM89 75V74H88ZM91 75V74H90ZM139 75V74H138ZM142 75H143V73H142ZM142 75H140V76H142ZM146 75V74H145ZM144 75V76H145ZM154 75H156V74H154ZM157 75H156V77H157ZM18 76V75H17ZM28 76V75H27ZM30 76V75H29ZM49 77H50V75H48ZM61 76V75H60ZM65 78H66V76L65 75H63ZM63 76H61L62 78H63ZM78 76V75H77ZM85 76H87L86 74H85ZM93 75H91L89 78H91ZM95 76V75H94ZM93 76V77H94ZM152 76V75H151ZM34 77V76H33ZM38 77H39V75H38ZM51 77H54V76H51ZM50 77V78H51ZM72 77V76H71ZM70 77V78H71ZM76 77V76H75ZM75 77H73V78H75ZM159 77V76H158ZM20 78V77H19ZM19 78H17V79H19ZM30 78H31V76H30ZM46 78V77H45ZM44 78V80H46ZM50 78H49V80H50ZM72 78V79H73ZM84 78V77H83ZM13 79V78H12ZM41 79V78H40ZM43 79V78H42ZM58 79H60V78H58ZM57 79V80H58ZM64 79V78H63ZM79 79H81V78H79V77H77V80L79 81ZM140 79H142V78H140ZM150 79V78H149ZM28 80V79H27ZM32 80V79H31ZM30 80V81H31ZM66 80V79H65ZM76 80V79H75ZM155 80H156V78H155ZM158 80V79H157ZM18 81V80H17ZM22 81V80H21ZM26 81V80H25ZM64 81V80H63ZM62 81V82H63ZM67 81V83L69 82L68 80H66ZM85 80H83V81H81V82H84ZM91 81V80H90ZM90 81H87V82H90ZM147 81V80H146ZM154 81V80H153ZM15 82V81H14ZM33 82V81H32ZM39 82V81H38ZM42 82V81H41ZM50 82V81H49ZM51 82H53V81H51ZM59 82H60V80H59ZM61 82V83H62ZM65 82V81H64ZM63 82V83H64ZM75 83V85H77V83H76V81H73L72 80V83ZM135 82V81H134ZM151 82V81H150ZM150 82H149V84H150ZM18 83H19V81L16 83L17 85H18ZM62 83V84H63ZM91 83V82H90ZM139 83V82H138ZM25 84V83H24ZM55 84V83H54ZM57 84V83H56ZM60 85L59 87H61V86H63V85ZM66 84V83H65ZM78 84H80V87L82 86L83 87V85H81V83H78ZM83 84V83H82ZM136 84V83H135ZM154 84H156V82L154 83ZM16 85V86H17ZM23 85V84H22ZM21 85V86H22ZM42 85V84H41ZM51 85V84H50ZM69 85H70V82H69ZM68 85V86H69ZM133 85V84H132ZM146 85H147V83H146ZM151 85V84H150ZM19 87H20V85H18ZM54 86V85H53ZM56 86V85H55ZM54 86V87H55ZM64 86H66V85H64ZM63 86V87H64ZM85 86V85H84ZM86 86H89V83H88V85L86 84ZM85 86V87H86ZM144 86V85H143ZM151 86H153V85H151ZM63 87H61L62 89H63ZM76 87V86H75ZM75 87H73V88H75ZM79 87V86H78ZM80 87H79V89H80ZM144 87H146V86H144ZM147 87L149 88L150 86H148L147 85ZM156 87L157 86H154L153 88H155L156 89ZM220 87L222 88L221 90H220ZM18 88V87H17ZM61 88H60V90H61ZM69 88V87H68ZM77 88V87H76ZM87 88V87H86ZM152 88V91L154 90ZM240 88H242L243 90H244V94H246L245 96H246V98H245V96H242V98H240V100H239V102L240 103H237V102H235L234 103V101L232 100V98L235 96V94L237 93V92H239V90H240ZM8 89V88H7ZM44 89V88H43ZM56 89V88H55ZM58 89V88H57ZM65 90H66V88H64ZM70 89H72V88H70ZM79 89H77V90H79ZM85 89V88H84ZM136 89V88H135ZM241 89V90H242ZM65 90L64 91H62L63 93L65 92ZM69 89H67V91H68ZM82 90V89H81ZM139 90V89H138ZM146 90H148V91H150L151 90V88H150V90L149 89H146ZM156 90V91H157ZM242 90V91H243ZM58 91V90H57ZM73 91V90H72ZM71 91V92H72ZM83 91V90H82ZM145 91V90H144ZM159 91H157V92H159ZM61 91H60V93H62ZM79 93H76L75 92V89H74V94H77V96H78V94H80L81 92L80 91H78ZM155 92V91H154ZM67 93V95H68V92H66ZM132 93V92H131ZM137 93V92H136ZM142 93V92H141ZM140 93V94H141ZM149 93H151V92H149ZM242 93V94H243ZM264 93V92H263ZM32 94V93H31ZM54 94V93H53ZM59 93H56V95H58ZM240 94V93H239ZM259 94V95H260ZM44 95V94H43ZM42 95V96H43ZM62 95V94H61ZM72 95H73V93H72ZM71 95V96H72ZM86 95H87V92H86ZM130 95V94H129ZM133 95V94H132ZM135 95V94H134ZM154 95V94H153ZM155 95H156V93H155ZM263 95V94H262ZM47 96V95H46ZM49 96V95H48ZM51 96V95H50ZM50 96H49V98H50ZM53 96V95H52ZM55 96V95H54ZM52 97L51 99H48L47 97H45V98H47V99H45V98H43V100H42V98H41V100L42 101H39L38 100V102L39 103H37V102H35L34 103V105L32 104L33 102H30L31 104H30V106H25L24 105V107H23V110H22V108L20 109L19 107V109L18 110H20V111H18L17 110V112H12V114L10 113V116H11V118H10V116H9V118L11 119V122H15V123H12V125L10 124V121H8L9 122V125H11L12 127H13V129L14 130H10L11 129V126H8V123L7 124H4V123H1L0 124V126H1V128H3L4 130H5V133L7 132V131H11V134H13V132H14V134L13 135H11V137L9 136V134L8 135H6L5 136V138L8 136V138H9V140H11V141H9V143L11 144V146L12 147H10L9 146V148H10V153L9 154H11V150L13 149V147H17V148H15V150H13V151H15L14 153H16V152H19V150L22 148V144L24 143V141H26V140H30V142H32V144H34V142H37V141H35V139H36V137L34 136V135H32V133H31V135H29L28 133H27V131L25 130V126L27 125L26 123H24L26 120V118H27V120L29 121V118H31V119H37V118H43V121H48V122H51L52 123V121L50 120V119H52V118H54L55 119V121H56V115L59 113V111H62V109L64 108V107H66V105L67 104H70L71 102H73V100L74 99H72V101L71 102H69L71 99H70V93H69V97L67 96V98H69L68 99V101L67 100H64V96L62 95L61 97H63V98H61V97H59L60 96V94H59V96L58 97ZM80 96H81V94H80ZM141 96V95H140ZM150 96H152V94L150 95ZM241 96V95H240ZM255 96V95H254ZM258 96V95H257ZM256 96V97H257ZM75 97V95H73V98ZM139 97V96H138ZM142 97V96H141ZM154 97V96H153ZM152 97V98H153ZM238 97V96H237ZM243 97L245 98L244 100H243ZM67 98H65V99H67ZM77 98V97H76ZM75 98V99H76ZM128 98H129V96H128ZM152 98H150V99H152ZM156 98H158L157 96H156ZM239 98V97H238ZM255 98V97H254ZM262 98H263V96H262ZM261 98V99H262ZM78 99V98H77ZM79 99H81V98H79ZM154 99H155V97H154ZM242 99V100H241ZM256 99V98H255ZM259 99V98H258ZM257 99V100H258ZM260 99V100H261ZM28 100H29V98H28ZM35 100H36V98H35ZM256 100V101H257ZM30 101V100H29ZM81 101V100H80ZM81 101V102H82ZM125 101V102H124ZM138 101V100H137ZM157 101V100H156ZM237 101V100H236ZM262 101V100H261ZM78 102V101H77ZM76 102V103H77ZM80 102V103H81ZM124 102V103H123ZM159 102V101H158ZM254 102H255V100H254ZM28 103V102H27ZM75 102H73V103H71V104H74ZM127 103V102H126ZM261 103V102H260ZM35 104H37V105H35ZM157 104V103H156ZM254 104V103H253ZM75 106H77L76 104H74ZM21 106V105H20ZM82 106V105H81ZM81 106H80V108H81ZM124 106H125V104H124ZM128 106V105H127ZM126 106V107H127ZM145 106V105H144ZM69 107H70V105H69ZM78 107V106H77ZM137 107V106H136ZM174 107H173V109H174ZM73 108V107H72ZM158 108V107H157ZM156 108V109H157ZM67 109V108H66ZM70 109H71V107H70ZM77 109V108H76ZM75 109V110H76ZM86 109H88V107L86 108ZM94 109V108H93ZM11 110V109H10ZM16 110V109H15ZM74 110V109H73ZM73 110H70V111H72L71 112V114H69V113H67V114H69V115H72V113H73ZM74 110V111H75ZM78 110H79V108H78ZM65 110H63V112H64ZM77 111V110H76ZM88 111V110H87ZM149 111V110H148ZM173 111V110H172ZM257 111V110H256ZM262 111V110H261ZM62 112V113H63ZM78 112V111H77ZM94 112H95V110H94ZM127 112V111H126ZM152 112V111H151ZM159 112V111H158ZM2 113V112H1ZM0 113V114H1ZM6 113V112H5ZM61 113V114H62ZM66 112H64V114H65ZM74 113H76V112H74ZM73 113V114H74ZM84 113V112H83ZM90 113H93V112H90ZM61 114H60V116H61ZM64 114H62V116L64 115ZM82 113L80 112V115H81ZM2 115V114H1ZM75 115V114H74ZM79 115V116H80ZM83 115V114H82ZM90 115V114H89ZM94 115V114H93ZM130 115V114H129ZM149 115H150V113H149ZM157 115V114H156ZM257 117H256V119L258 120V124H259V127L260 128H262L261 130H262V133L264 132L263 130H264V112H261V113H258V114H255ZM59 116V117H60ZM61 116V117H62ZM73 116V115H72ZM71 116V118H73ZM78 116V115H77ZM29 117V118H28ZM83 117V116H82ZM86 117H88L87 115H86ZM99 117V116H98ZM144 117V116H143ZM147 117V116H146ZM152 117V116H151ZM150 117V118H151ZM156 117V116H155ZM158 117V116H157ZM171 117V116H170ZM186 117V116H185ZM188 117V116H187ZM246 117H248V118H246ZM8 118V117H7ZM63 118V117H62ZM77 118V120L76 121H78V117H76ZM80 118H81V116H80ZM176 118V117H175ZM4 119V118H3ZM6 119V118H5ZM9 119V120H10ZM45 119V120H44ZM54 119H52V120H54ZM61 119V118H60ZM92 119H94V118H92ZM160 119H161V117H160ZM191 119V118H190ZM253 119H255V117L253 118ZM7 120V119H6ZM50 120V121H49ZM59 120V119H58ZM74 119H72V120H69L68 121V119L66 120V121H64V123L65 124H62V126H63V128L60 130V128L62 127H58L59 128V132L60 133H58V135H56V137H55V135H53L54 137L52 138V140L53 141H55V143H54V148H53V157H54V155H55V157H54V164L56 165L55 167H54V169L53 168H51V169H53V170H56L55 172H53V173H50L49 172V174L50 175H55V177H57V176H59L58 174H63V172L61 171V170H58V172H57V168L56 167H59L57 164L58 163H60V161H61V159L63 158V161H66V160H64V157H62L63 155L65 156L66 154H67V156H68V153H70V152H72V154H73V151L74 152H76L75 150L76 149H79V147L81 146L82 147V143H83V140L84 139H87L88 138V142H89V145L90 146H93V147H95V145H99V144H97V140L98 139H100L99 137L101 136L100 135V129H101V121L100 120H102V118L100 117V120L99 119H96V120H88V119H85L84 117L82 118V119H80L79 120V122L77 123L76 121H75ZM151 120V119H150ZM175 120V119H174ZM177 120V119H176ZM184 120H185V118H184ZM3 121V120H2ZM1 121V122H2ZM39 121L41 122L42 120L41 119H39ZM68 121V122H67ZM146 121V120H145ZM147 121H148V119H147ZM146 121V122H147ZM169 121V120H168ZM186 121V120H185ZM59 122V121H58ZM61 122V121H60ZM76 124H75V123ZM151 122H152V120H151ZM39 123V122H38ZM46 123V122H45ZM57 123V122H56ZM56 123H55V125H56ZM62 123V122H61ZM61 123H59L58 125H56V127L57 126H59V125H61ZM112 123V122H111ZM172 123H174V122H172ZM255 123V122H254ZM23 124H25V126L23 125ZM44 124V123H43ZM46 124H48V123H46ZM46 124H44V125H46ZM134 124V123H133ZM149 124V123H148ZM165 124V123H164ZM253 124V123H252ZM15 125H16V127H15ZM39 125V124H38ZM65 125V126H64ZM113 125V124H112ZM142 125H143V123H142ZM168 125V124H167ZM255 125V124H254ZM256 125H257V123H256ZM28 126V125H27ZM27 126H26V128H27ZM43 126V125H42ZM48 126V125H47ZM104 126V125H103ZM165 126V125H164ZM163 126V127H164ZM8 127V128H7ZM29 127V126H28ZM53 127V126H52ZM55 127V126H54ZM55 127V128H56ZM105 127V126H104ZM145 125L142 127V128H144L143 130L144 131H146V129H145ZM167 127V126H166ZM254 127V126H253ZM7 128V129H6ZM54 128V129H55ZM173 128V127H172ZM3 129H0V131H4ZM9 129V130H8ZM28 129V128H27ZM53 129V130H54ZM176 129V128H175ZM181 129V128H180ZM114 130V129H113ZM160 130H162V129H160ZM13 131V132H12ZM55 131V130H54ZM103 131V130H102ZM185 131V130H184ZM246 131H248V132H246ZM35 132V134H36V131H34ZM38 132V131H37ZM139 132H141V131H139ZM182 132H183V130H182ZM2 133V132H1ZM7 133H9V132H7ZM6 133V134H7ZM27 134V136H26V134ZM104 133V132H103ZM103 133H101V134H103ZM113 133H115V132H113ZM163 133H165V131H163ZM162 133V134H163ZM167 133V132H166ZM170 133V132H169ZM56 134V133H55ZM157 133H155V134H153L154 135V138H156L155 136H157L156 135ZM160 134V133H159ZM29 135V136H28ZM109 136H110V138H111V133H109L108 134ZM116 135V134H115ZM161 135V134H160ZM165 135V134H164ZM229 136V137H228ZM263 136V135H262ZM148 137V136H147ZM160 138V136H157V138ZM162 137V136H161ZM236 137V138H235ZM4 138V139H5ZM132 138V137H131ZM156 138V139H157ZM187 138V137H186ZM235 138V139H234ZM264 138V137H263ZM39 139H40V137H39ZM108 139V138H107ZM112 139V138H111ZM139 139H141V138H139ZM148 139V138H147ZM153 139V138H152ZM232 139H234V140H236L237 142H238V144L240 143V145H239V150L238 149H236L235 148V145H232L231 144V142L233 141ZM5 140H7V139H5ZM102 140H103V137H102ZM109 140V139H108ZM185 140V139H184ZM8 141V140H7ZM41 141V140H40ZM101 141V140H100ZM21 142H23V143H21ZM29 142V141H28ZM85 142H86V140H85ZM88 142H86L87 144H88ZM154 142V141H153ZM86 143H85V145H86ZM107 143V142H106ZM118 143V142H117ZM121 143V142H120ZM108 144V143H107ZM150 144V143H149ZM156 146H157V149L160 151V150H163L164 149V147L162 146V144H160V142L159 141H155V143H154ZM208 144V143H207ZM211 144V143H210ZM18 145V146H17ZM85 145H83V146H85ZM140 145V144H139ZM146 145V144H145ZM216 145V144H215ZM237 145V144H236ZM87 146V145H86ZM154 146V145H153ZM207 146V145H206ZM34 146H32V148H33ZM106 147V146H105ZM191 147H194V146H191ZM231 147V148H230ZM12 148V149H11ZM85 148V147H84ZM204 148V147H203ZM30 149V148H29ZM29 149H27V150H29ZM87 149H89V146H87ZM93 149V148H92ZM198 149V148H197ZM208 149V148H207ZM228 149V150H229ZM155 150V149H150V151L149 152H146V157H148L150 154H152V152ZM169 150V149H168ZM193 150H195L194 148H193ZM221 150V149H220ZM93 151V150H92ZM166 151V150H165ZM171 151V150H170ZM169 151V152H170ZM173 151H175V149L173 150ZM178 151V150H177ZM219 151V150H218ZM227 151V150H226ZM28 152V154H29V151H27ZM52 152V151H51ZM205 152V151H204ZM203 152V153H204ZM208 152V154L210 153V154H212L211 152H209V151H207ZM206 152V153H207ZM217 152V151H216ZM215 152V153H216ZM13 153V154H14ZM20 153V152H19ZM19 153H18V155H19ZM25 153V152H24ZM79 153V152H78ZM97 153V152H96ZM171 153V152H170ZM176 153V152H175ZM179 153V152H178ZM181 153V152H180ZM201 154H202V152H200ZM206 153H204V154H206ZM227 153H228V151H227ZM12 154V155H13ZM41 154V153H40ZM71 154V155H72ZM76 154V153H75ZM80 154V153H79ZM164 154V153H163ZM186 154V153H185ZM184 154V155H185ZM198 154H199V152H198ZM197 154V156L196 157H198L199 156V158L202 156V155H204V154H202L201 156H200V154L198 155ZM17 155V154H16ZM22 155H24L23 153H22ZM21 155V156H22ZM70 155V154H69ZM166 155V154H165ZM170 155V154H169ZM168 155V156H169ZM179 155V154H178ZM194 155H196V153L194 152ZM213 155H214V152H213ZM4 156H5V154H4ZM11 156V155H10ZM192 156H193V154H192ZM6 157V156H5ZM12 157H14V159H15V155L14 156H11L10 158H12ZM75 157V156H74ZM150 157V156H149ZM148 157V158H149ZM170 157V156H169ZM168 157V158H169ZM195 157V158H196ZM9 158V159H10ZM93 158V157H92ZM158 158V157H157ZM167 158V159H168ZM179 158V157H178ZM181 158V157H180ZM194 158V157H193ZM13 159V158H12ZM155 159V158H154ZM163 159H165L166 160V158H165V156H164V158ZM163 159H160V160H162V163L161 164H164L163 162H165V160L163 161ZM7 160V159H6ZM169 160V159H168ZM178 160V159H177ZM181 160H183V159H181ZM188 160H190V159H188ZM187 160V161H188ZM194 160V159H193ZM213 160V159H212ZM235 160V159H234ZM13 161V160H12ZM98 161V160H97ZM100 161V160H99ZM98 161V162H99ZM156 161V160H155ZM154 161V162H155ZM191 161V160H190ZM199 161V160H198ZM3 162H4V160H3ZM6 162V161H5ZM22 162V161H21ZM67 162V161H66ZM101 162V161H100ZM183 162H184V160H183ZM200 162V161H199ZM198 162V163H199ZM239 162V163H240ZM150 163H152V162H150ZM156 163L157 162H155L154 163V165L156 166ZM159 163V162H158ZM171 163V162H170ZM173 163V162H172ZM191 163V162H190ZM196 163V162H195ZM250 163V162H249ZM67 164V163H66ZM94 164V163H93ZM103 164V163H102ZM153 164V163H152ZM151 164V165H152ZM160 164V165H161ZM166 164H168V163H166ZM186 164V163H185ZM188 164H189V162H188ZM193 164V163H192ZM218 164V163H217ZM235 164V163H234ZM237 164V163H236ZM235 164V165H236ZM260 165L261 164H263V163H259ZM7 165V164H6ZM98 165V164H97ZM147 165H149V163H147ZM169 165H171V164H169ZM173 165V164H172ZM184 165V164H183ZM195 165V164H194ZM198 165V164H197ZM215 165V164H214ZM228 165V164H227ZM254 165V164H253ZM24 166V165H23ZM67 166V165H66ZM76 166V165H75ZM150 166V165H149ZM153 166V165H152ZM154 166V167H155ZM174 166V165H173ZM185 166V165H184ZM191 166V165H190ZM218 166V165H217ZM224 166V165H223ZM145 167H147V166H145ZM158 167V166H157ZM169 167V166H168ZM182 167V166H181ZM188 167V166H187ZM187 167H185L184 169H186ZM193 167V166H192ZM202 167V166H201ZM231 167H232V165H231ZM5 168V167H4ZM3 168V169H4ZM29 168V167H28ZM56 168V169H55ZM63 168V167H62ZM148 168V167H147ZM183 168V167H182ZM50 169V170H51ZM145 169V168H144ZM150 170H148V169H145L144 171H146V170H148V171H146V172H144L143 173V171H142V175H147V179H149V180H151L152 179V182H153V180L155 181V180H157V171H153V169H151V167L149 168ZM175 169V168H174ZM191 169V168H190ZM209 169V168H208ZM207 169V170H208ZM221 169V168H220ZM228 169V168H227ZM256 169V168H255ZM21 170V169H20ZM176 170V169H175ZM197 170V169H196ZM195 170V171H196ZM206 170V169H205ZM225 170V169H224ZM230 170V169H229ZM246 170V169H245ZM258 170V168L256 169V171ZM263 170V169H262ZM48 171V170H47ZM52 171V170H51ZM139 171V170H138ZM183 171H185V170H183ZM198 171V170H197ZM200 171H202V170H200ZM238 171H239V169H238ZM246 171H248V170H246ZM134 172H136V173H138L137 171H134ZM157 172V173H156ZM160 172V171H159ZM189 172V171H188ZM203 172H204V170H203ZM207 172H209V171H207ZM214 172V171H213ZM245 172V171H244ZM22 173V172H21ZM45 173H47V172H45ZM115 173V172H114ZM185 173V172H184ZM183 173V174H184ZM190 173V172H189ZM188 173V174H189ZM216 173V172H215ZM247 173V172H246ZM159 174V173H158ZM168 174V173H167ZM171 174V173H170ZM175 174V173H174ZM200 174V173H199ZM248 174V173H247ZM260 174V173H259ZM258 174V175H259ZM9 175V174H8ZM48 175V174H47ZM161 175V174H160ZM166 175V174H165ZM178 175V174H177ZM187 175V174H186ZM220 175V174H219ZM223 175V174H222ZM242 175V174H241ZM38 176V175H37ZM175 176V175H174ZM195 176V175H194ZM200 176V175H199ZM248 176V175H247ZM246 176V177H247ZM254 176V175H253ZM45 177V176H44ZM54 177V176H53ZM53 177H52V180H53ZM163 177V176H162ZM172 177V176H171ZM186 177V176H185ZM196 177V176H195ZM208 177V176H207ZM215 177V176H214ZM245 177V178H246ZM263 177H264V175H263ZM5 178V177H4ZM38 178V177H37ZM43 178V177H42ZM48 177H46L45 179L46 180H49V179H47ZM160 178V177H159ZM177 178V177H176ZM187 178V177H186ZM217 178V177H216ZM33 179V178H32ZM44 179V178H43ZM45 179H44V181H45ZM61 179V178H60ZM141 178H139V180H140ZM173 179H174V177H173ZM135 180H137V179H135ZM148 180V181H149ZM160 180V179H159ZM166 180V179H165ZM189 180V179H188ZM195 180V179H194ZM248 180V179H247ZM37 181V180H36ZM89 181H91V179L89 180ZM145 181H146V179H145ZM147 181V182H148ZM175 181V180H174ZM182 182L184 181L183 179L181 180ZM180 181V183H182ZM187 181V180H186ZM185 181V182H186ZM246 181V180H245ZM254 181V180H253ZM255 181H256V179H255ZM71 182V181H70ZM141 182V181H140ZM143 182V181H142ZM151 182V181H150ZM156 183H157V181H155ZM155 182H153V183H155ZM170 182H172V181H170ZM67 183V182H66ZM144 183V182H143ZM146 183V182H145ZM178 183V182H177ZM184 183V182H183ZM212 183V182H211ZM251 184H252V182H250ZM257 183H259V182H257ZM26 184V183H25ZM68 184V183H67ZM70 184V183H69ZM132 184V183H131ZM162 184V183H161ZM160 184V185H161ZM164 184V183H163ZM179 184V183H178ZM190 184V183H189ZM206 184V183H205ZM264 184V183H263ZM137 185V184H136ZM140 185V184H139ZM138 185V186H139ZM145 185V184H144ZM147 185H148V183H147ZM223 185V184H222ZM232 185V184H231ZM258 185V184H257ZM52 186V185H51ZM117 186H119V187H123V186H120V185H117ZM125 186V185H124ZM129 186V185H128ZM133 186V185H132ZM149 186V185H148ZM178 186V185H177ZM252 186V185H251ZM262 186V185H261ZM39 187V186H38ZM37 187V188H38ZM50 187V186H49ZM126 187V186H125ZM130 187V186H129ZM128 187V188H129ZM140 187H143V186H140ZM174 187V186H173ZM175 187H176V185H175ZM195 187V186H194ZM253 187V186H252ZM36 188V189H37ZM46 188V187H45ZM109 188V187H108ZM144 188H145V186H144ZM152 188V187H151ZM154 188V187H153ZM165 188H166V186H165ZM181 188V187H180ZM255 188V187H254ZM264 188V187H263ZM44 188L42 187V188H40L39 187V190L41 191V190H43ZM131 190H133V188H130ZM137 189H139V188H137V187H135V189L133 190L134 191V193H133V196L135 195V196H138V193L139 192H137L138 190ZM141 189V188H140ZM143 189V188H142ZM168 189V188H167ZM196 189V188H195ZM258 189V188H257ZM137 190V191H136ZM146 190H148V188L146 189ZM200 190H201V188H200ZM203 190V189H202ZM259 190V189H258ZM257 190V191H258ZM264 190V189H263ZM111 191V190H110ZM132 191V192H133ZM142 191V190H141ZM210 191V190H209ZM222 191V190H221ZM260 191V190H259ZM149 192V191H148ZM217 192V191H216ZM220 192V191H219ZM65 193V192H64ZM107 193H109V192H107ZM106 193V194H107ZM114 192H113V190L111 191V193L109 194V197L111 196V197H113L112 199H116V200H119L121 203H122V206H123V210H124V213H125V219L124 220H122L121 221V216H122V212H119L118 211V209H117V206L116 205H114V203L113 204H110L109 202V204H106V203H99L100 201H98L97 200V202H98V204L100 205V206H102V207H104V209H106L105 207H107V208H109V212L110 213H112V216L113 217H111V218H109L108 216V218L110 219V221H109V227H110V231H109V229H107L109 232H110V234L112 233L113 235H115L116 237H118L119 238V240H121L120 242H121V244H120V247H121V251H122V253H124V254H126L127 255V253L129 252V250H130V248L128 249V242L129 241H131V239H133V237H135V235L136 234H138V233H141L142 232V230L139 228L140 226H138L137 225V222L136 221H132L131 220V211H130V208H129V206H127V204L128 203H130V199L129 200H125V199H121L120 197H118L117 195V197H115V196H113L114 194H113ZM116 193V192H115ZM120 193V192H119ZM208 193V192H207ZM140 195H139V197L142 195L141 193H139ZM147 194V193H146ZM202 194H204L203 192H202ZM221 194H223V193H221ZM259 194V193H258ZM124 195V194H123ZM193 195V194H192ZM209 195V194H208ZM216 195H219V194H216ZM215 195V197H217ZM206 196V195H205ZM122 197V196H121ZM196 197V196H195ZM198 197V196H197ZM257 197V196H256ZM129 198V197H128ZM169 198V197H168ZM194 198V197H193ZM210 198V197H209ZM261 197H259V199H260ZM263 198H264V196H263ZM155 199V198H154ZM189 199V198H188ZM96 200V199H95ZM187 200V199H186ZM261 200V199H260ZM129 201V202H128ZM132 201H134L132 204H128V205H138V207L140 206L141 207V209H143V202L142 201H136V200H134V198H133V200ZM146 201V200H145ZM144 201V202H145ZM153 201V200H152ZM180 201V200H179ZM203 201V200H202ZM120 202H118V203H120ZM137 202H138V204H137ZM141 202H142V204H141ZM176 202V201H175ZM200 202V201H199ZM198 202V203H199ZM264 202V201H263ZM140 203V204H139ZM161 203V202H160ZM165 203V202H164ZM194 203V202H193ZM197 203V204H198ZM147 204V203H146ZM171 204V203H170ZM182 204V202L180 203V205ZM192 204V203H191ZM195 204V203H194ZM254 204H255V202H254ZM154 205H157V204H155L154 203ZM159 205V204H158ZM158 205L156 206V207H158ZM165 205V204H164ZM172 205H174L175 206V204H172ZM256 205V204H255ZM152 206H153V203H152ZM161 206V205H160ZM170 206V205H169ZM189 206V205H188ZM187 206V208H189ZM248 206H250V205H248ZM96 207V206H95ZM101 207V208H102ZM146 207V206H145ZM173 207V206H172ZM181 208H179V206L178 207H175V208H173V210L174 209H176V211H177V215L179 216V213H180V215L181 214H183L184 216L186 215H189L190 217H187V219H185V220H189V223H186V225L189 227V228H191V231H190V234L192 235V237H193V239L197 242L196 243V245H198V246H202V245H204L205 244V240H207V238L204 236V234H203V232H204V230L206 231V232H209V231H207V229L208 228H205V226H206V224L209 226H212V227H214V230L216 231V233H213V234H215L214 235V237H216V240L218 239V241H219V243L221 242V244L222 243H226V241H227V244H228V240L229 239H233V238H235V240H237V241H239L240 243H243L244 241L247 243V244H249V240H250V237L248 236V234H250L249 232H248V227L247 226H242V225H240L241 223H242V218L239 216V217H234L233 218V216L231 215V217L233 218H229L230 217V215H228V212H226L225 210H224V208L222 209V208H219L220 210H218V211H216V210H210L209 212L207 211V213H205V212H203V210H201V209H205V207H204V205H194V206H191L190 207V209H186V207L185 208H183L182 209V206H180ZM219 207V206H218ZM100 208V207H99ZM149 208V207H148ZM254 210L255 209H259L260 210V214H259V217H258V220L256 221V222H259V227L257 226V228H258V230L261 228L263 231H264V205L263 204H261L260 205V202H259V204L258 205H256V208L255 207H252ZM150 209V208H149ZM170 209H171V207H170ZM186 209V210H185ZM212 209V208H211ZM248 209V211L250 210L249 209V207L247 208ZM253 209H251V210H253ZM122 210V211H123ZM172 210V209H171ZM201 210V211H200ZM209 210V209H208ZM96 211V210H95ZM167 211V210H166ZM176 211L174 210V212L176 213ZM200 211V212H199ZM205 211V210H204ZM246 211V210H245ZM201 212H203V213H205L204 215H203V218H201L202 217V214L201 215H199V213H201ZM91 213V212H90ZM230 213V212H229ZM92 214V213H91ZM144 214V213H143ZM235 214V213H234ZM236 214H237V212H236ZM106 215V214H105ZM176 215V216H177ZM237 215H239V214H237ZM229 216V217H228ZM90 217V216H89ZM106 217V218H107ZM152 217V216H151ZM105 218V217H104ZM107 218V219H108ZM123 218V217H122ZM190 218V219H189ZM228 218H229V220L230 221H226V219L228 220ZM256 218H257V216H256ZM154 219V218H153ZM176 219H178V217L176 218ZM183 219V218H182ZM232 219V220H231ZM130 220L132 221V222H130ZM179 220H180V218H179ZM184 220V221H185ZM201 220H205V222L204 223H200V224H204V227H202V225L199 227V229H197L196 228V225H195V223H198V222H200ZM256 220V219H255ZM74 221V220H73ZM181 221V220H180ZM128 222H130L131 224H132V226H130L129 227V230H127L128 229ZM159 222V221H158ZM170 222V221H169ZM182 223V222H181ZM246 223V222H245ZM163 224V223H162ZM176 224V223H175ZM174 224V225H175ZM254 224H255V221H254ZM88 225V224H87ZM130 225V224H129ZM180 225V224H179ZM247 225V224H246ZM106 226V225H105ZM177 227V226H176ZM180 227V226H179ZM182 227V226H181ZM207 227V226H206ZM175 228V227H174ZM211 228V227H210ZM209 228V229H210ZM15 229H17V228H15ZM14 229V230H15ZM81 229V228H80ZM83 229V228H82ZM177 230H178V228H177ZM181 230V229H180ZM255 230H256V228H255ZM254 230V231H255ZM143 231H144V229H143ZM182 232V231H181ZM229 232H231V234L233 235V238L232 237H228V233ZM106 233V232H105ZM129 233H130V239L128 238V236H127V234L129 235ZM143 233V232H142ZM200 233L205 237H203V238H200L198 235H200ZM263 233V232H262ZM111 234V235H112ZM144 234V233H143ZM150 234V233H149ZM185 234V233H184ZM189 234V233H188ZM208 234H210V233H208ZM90 235V234H89ZM106 235L108 236L109 234H107L106 233ZM205 235H206V233H205ZM211 235V234H210ZM96 236V235H95ZM131 236H132V238H131ZM144 236V235H143ZM208 236V235H207ZM231 236V235H230ZM92 237V236H91ZM99 237V236H98ZM109 237V236H108ZM106 238L105 237V235H104V238H106V239H110V240H112V238L114 237H109V238ZM115 237V238H116ZM137 237V236H136ZM135 237V239L136 240H138L137 238ZM188 237V236H187ZM103 237H101V239H102ZM103 238V239H104ZM139 238V237H138ZM142 238V240H143V238L144 237H141ZM191 238V237H190ZM200 238V239H199ZM210 238V237H209ZM255 238V237H254ZM33 239V238H32ZM105 239V240H106ZM127 239H129V241L127 242ZM152 239V238H151ZM192 239V240H193ZM215 239V238H214ZM258 239V238H257ZM108 240H106V241H108ZM135 240V241H136ZM193 240V241H194ZM198 240H200V242L198 241ZM209 240V239H208ZM216 240H214V241H216ZM261 240V239H260ZM264 240V239H263ZM10 241V240H9ZM102 241V240H101ZM104 241V240H103ZM102 241V242H103ZM145 241V240H144ZM147 241V240H146ZM234 241V240H233ZM251 241V240H250ZM101 242V243H102ZM115 242V241H114ZM132 242V241H131ZM149 242V241H148ZM181 242V241H180ZM179 242V243H180ZM185 242V241H184ZM252 242V241H251ZM258 242V241H257ZM109 243H112V241L111 242H109ZM108 242L107 243H105V245L104 246H102L103 248H101L102 250V253H99L100 255H98L99 256V262L97 261V263L98 264H129V263H124L125 262V260H123L122 261V259H121V257L123 258L124 257V259H125V255L124 256H122L121 254H120V251L118 252L117 250L119 249V248H117V250H116V248L115 247H113V246H111V244H109ZM134 243V242H133ZM146 243V242H145ZM150 243V242H149ZM148 243V244H149ZM182 243V242H181ZM216 243V242H215ZM233 243H236V241L235 242H233ZM28 244V243H27ZM33 244V243H32ZM37 244V243H36ZM102 244H104V243H102ZM174 244V243H173ZM178 244V243H177ZM184 244H186V243H184ZM184 244H182V245H184ZM188 244V243H187ZM208 244V243H207ZM220 244V245H221ZM238 244V243H237ZM22 245V244H21ZM134 245V244H133ZM141 245V244H140ZM147 244H145V246H146ZM178 245H180V244H178ZM181 245V246H182ZM190 245V244H189ZM195 245V244H194ZM219 245V244H218ZM19 246V245H18ZM134 246H136V245H134ZM142 246V245H141ZM180 246V247H181ZM198 246H196L195 248H197ZM205 246V245H204ZM209 246V245H208ZM217 246V245H216ZM245 246V245H244ZM252 246H253V244L251 245V243L249 244V246H248V251H247V254H248V252H249V254H250V252H252L251 254H253L254 253V251L252 250L253 248H252ZM144 247V246H143ZM166 247V246H165ZM173 247V246H172ZM177 247V246H176ZM203 247V246H202ZM205 247H207V245L205 246ZM205 247H204V249H205ZM224 247V246H223ZM227 247V246H226ZM53 248V247H52ZM75 248V247H74ZM133 248V247H132ZM137 248H140V247H137ZM183 248V247H182ZM193 248V247H192ZM194 248V249H195ZM209 248H210V246H209ZM219 248V247H218ZM235 248V247H234ZM45 249V248H44ZM54 249V248H53ZM90 249V248H89ZM155 249V248H154ZM163 250L165 249V248H162ZM166 249H167V247H166ZM184 249H185V247H184ZM187 249H189V251H190V248L188 247ZM199 249V248H198ZM203 249V248H202ZM201 249V250H202ZM242 249V248H241ZM256 249V248H255ZM1 250V249H0ZM28 250V249H27ZM26 250V251H27ZM96 250V249H95ZM138 250V249H137ZM142 250V249H141ZM140 250V251H141ZM148 250V249H147ZM173 250H174V248H173ZM179 250V249H178ZM192 250V249H191ZM243 250V249H242ZM246 250V249H245ZM264 250V249H263ZM20 251V250H19ZM165 251V250H164ZM183 251V250H182ZM241 251V250H240ZM244 251V250H243ZM262 251V250H261ZM46 252V251H45ZM48 252V251H47ZM46 252V253H47ZM136 252H138V251H136ZM152 252V251H151ZM184 252V251H183ZM187 252V251H186ZM191 252V251H190ZM189 252V253H190ZM199 252V250L197 251V253ZM30 253V255H31V252H29ZM45 253V254H46ZM50 254H51V251L49 252ZM49 253H47V256L49 255ZM131 253V252H130ZM141 253V252H140ZM143 253H144V251H143ZM154 253V252H153ZM174 253H176L175 251H174ZM188 253V252H187ZM23 254V253H22ZM56 253H54V255H55ZM98 254V253H97ZM138 254V253H137ZM136 253H132V256H133V259L135 258L136 259V263L137 264H164V263H162L161 262V260L160 259H157V257L156 258H153V257H150V258H147V257H145V256H140L139 254L137 255ZM145 254V253H144ZM149 254V253H148ZM191 254H192V252H191ZM191 254H188V257H189V255H191ZM224 254V253H223ZM228 254V253H227ZM250 254V255H251ZM255 254H257V253H255ZM6 255V254H5ZM12 255H13V253H12ZM27 255V254H26ZM36 255V254H35ZM121 255V256H120ZM147 255V254H146ZM170 255V254H169ZM173 254H171L170 256H172ZM187 255V254H186ZM243 255V254H242ZM245 255V254H244ZM264 255V254H263ZM14 256V255H13ZM70 256H72V255H70ZM90 256V255H89ZM97 256V255H96ZM131 256V257H132ZM153 256V255H152ZM177 256V255H176ZM183 256V255H182ZM236 256V255H235ZM258 256H259V254H258ZM1 257V256H0ZM20 257V256H19ZM49 257V256H48ZM47 257V258H48ZM83 257V256H82ZM88 257V256H87ZM129 257H130V255H129ZM168 257V256H167ZM175 257V255L173 256V258ZM187 257V256H186ZM182 258L181 260H173L172 261V263L173 262H176V263H180V264H197V263H195L197 260L196 259H192V257L190 258V259H192V260H190L189 258ZM254 257H255V255H254ZM264 257V256H263ZM6 258V257H5ZM9 258V257H8ZM17 258V257H16ZM163 258H164V256H163ZM162 258V259H163ZM169 258V257H168ZM172 258V257H171ZM170 258V259H171ZM176 258V257H175ZM231 258H232V256H231ZM250 258V257H249ZM258 258V257H257ZM7 259V258H6ZM14 259V258H13ZM55 259V258H54ZM96 259V258H95ZM126 259H128V257H126ZM177 259V258H176ZM230 259V258H229ZM252 259H253V257H252ZM254 259H256V258H254ZM260 259V258H259ZM89 260V259H88ZM97 260V259H96ZM131 260H132V258H131ZM194 260H196L195 262H194ZM224 260V259H223ZM228 260V259H227ZM233 260H234V258H233ZM233 260H232V262H233ZM237 260V259H236ZM242 260V259H241ZM249 260H251V259H249ZM13 261V260H12ZM17 261V260H16ZM34 261V260H33ZM129 261V260H128ZM134 261V260H133ZM199 261V260H198ZM245 261H246V259H245ZM242 261V262H237L236 264H249L250 263V261ZM30 262V261H29ZM60 262V261H59ZM169 262H170V260H169ZM215 262V261H214ZM236 262V261H235ZM24 263V262H23ZM31 263V262H30ZM34 263V262H33ZM95 263V262H94ZM135 263V262H134ZM208 263V262H207ZM219 263V262H218ZM226 263V262H225ZM228 263H230V260L227 262V264ZM261 263V262H260ZM171 264V263H170ZM174 264V263H173ZM198 264H201L200 263V261H199V263ZM221 264H223V262L221 263ZM233 264V263H232Z\"/></svg>", "mask_w": 264, "mask_h": 264}]
</instances>
